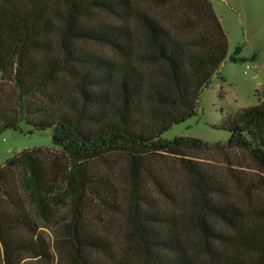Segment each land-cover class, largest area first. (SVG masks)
Listing matches in <instances>:
<instances>
[{"label":"trees","instance_id":"obj_1","mask_svg":"<svg viewBox=\"0 0 264 264\" xmlns=\"http://www.w3.org/2000/svg\"><path fill=\"white\" fill-rule=\"evenodd\" d=\"M229 45L212 0H0V132L25 118L58 147L0 165L1 264H264V99L223 114L227 142L162 136L196 114ZM113 153L125 194L95 169ZM172 157L186 209L178 177L157 175Z\"/></svg>","mask_w":264,"mask_h":264},{"label":"rangeland","instance_id":"obj_2","mask_svg":"<svg viewBox=\"0 0 264 264\" xmlns=\"http://www.w3.org/2000/svg\"><path fill=\"white\" fill-rule=\"evenodd\" d=\"M212 2L228 33L229 55L219 74L214 77L212 84L201 93L196 114L164 131L162 134L164 138L187 136L201 138L212 143L227 142L232 133L221 125L223 114L234 113L242 107L256 105L264 99V0H212ZM80 45L93 47L101 53H109L108 48L100 43L81 41ZM232 57L238 59L233 60ZM1 76L0 72V81ZM66 79L71 83L74 81L72 78ZM6 89L4 95L12 96L7 86ZM32 129L34 127L23 118L19 128L4 129L0 132V165L5 163L15 151L24 148L44 145L58 149L53 145L54 131L52 128L38 129L35 132H32ZM194 151L199 155L204 154L201 149ZM171 159L169 169L174 172L168 170L163 172L155 170L154 172L165 176L168 180L169 177H178L176 195L174 188L172 191L179 206L186 209L192 204V178L176 164L179 162L177 158L172 157ZM128 161L127 155L113 153L96 160L94 165L97 171L107 175L112 184L124 189L123 194H125L129 189ZM244 172L243 175L246 178L251 177L250 169ZM233 185H238L236 180ZM119 202L122 204V201ZM125 205L126 202L122 206H112L106 209L94 203L91 205V213L94 216L103 214L107 217V214H111L110 209L118 211ZM119 215L122 217V214ZM48 232L52 233L51 230ZM0 249L2 250L1 245ZM204 260L207 264H214L212 261ZM1 262L0 255V264Z\"/></svg>","mask_w":264,"mask_h":264}]
</instances>
